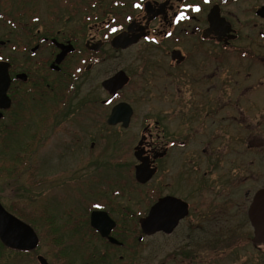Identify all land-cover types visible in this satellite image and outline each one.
Listing matches in <instances>:
<instances>
[{"label": "flooded vegetation", "instance_id": "flooded-vegetation-1", "mask_svg": "<svg viewBox=\"0 0 264 264\" xmlns=\"http://www.w3.org/2000/svg\"><path fill=\"white\" fill-rule=\"evenodd\" d=\"M239 2H244L243 5L248 7L252 0H209L208 3L204 0H17L19 7L13 9L14 17H6L4 22L13 29L19 28L20 33L26 36L28 43L19 52L26 56L25 62L34 60L33 68L40 71V75L36 77L29 67L20 70L22 64L18 65L13 58H0V63L8 64L10 80L6 91L8 103L0 101V123L5 119L8 121L9 118L12 121L2 132L6 136L16 133L15 141H20L23 135L27 136L30 126L25 120L28 119L31 103L36 95L42 103L41 119L33 127L27 140L21 141L20 145L22 157L28 160L29 152H39L44 148L47 139L60 134L56 130L64 122L63 119L64 123H68L67 118L71 115L72 125L80 119L74 116L76 108L69 104L67 97L72 96L74 91L77 93L75 84L83 75L91 72L95 65L94 59L98 62V51L105 43L115 52L140 44L150 45L154 50L165 49L162 58L151 63L154 73L157 72L151 82V90L157 94L161 89H166L163 99L152 100L149 116H145L139 124L138 138L125 139L118 135L112 143H107L109 151L113 155L118 154L117 159L110 162L108 160L109 167H124L126 164L122 157L128 151L136 163L133 168L134 180L136 168L142 163L147 165L151 174L146 183L135 182L144 186L151 181L158 193L160 190L168 191L164 195L157 193L146 214L138 219L137 225L141 233L138 241L142 240V236L171 235L181 222L192 215L203 218L201 208L206 210V200L200 197L207 194L215 204H218L217 199L221 201L222 206L214 210L215 212L221 211L227 205L244 211L247 230L242 244L252 253L251 264H264V81L261 80L255 86L248 84L246 81L253 75L252 71H260L248 69L245 74H241L234 68L239 60H246L250 62L249 65L255 60L253 55L245 52L240 53L241 57L237 56L238 48L234 44L240 42L241 36L237 27L228 19L231 14L229 9L238 6ZM136 4L141 7H135ZM196 6H199V12L194 10ZM263 7L264 4H261L251 11L260 22H264L263 15L259 14ZM17 8L19 11H16ZM79 8L102 13L107 11L105 19L95 20L93 23L96 24L95 29L106 30L107 33L96 42L92 36L84 41V50L91 61L85 65L83 74L80 70L74 72L66 68L70 58L81 53L77 47V39L67 37L56 28L62 11L70 12L71 18L75 19ZM41 10H44L45 16H41ZM115 12L130 14L124 18L120 16V20L115 21L112 17ZM180 12L186 18L178 21ZM128 17H132V20ZM23 20L29 21L21 27ZM210 20H214L212 28ZM40 28L43 30L39 31ZM112 29L117 31L113 32ZM121 35L131 45L126 48L112 47V41ZM7 43L8 40L5 43L0 42V46L4 47ZM69 45L73 47V51L68 52L60 64H56L57 57ZM227 61L232 69L224 73L226 70L223 71L222 66ZM140 69L144 73L145 67ZM119 73L125 75L123 81L127 82L118 90L104 88L103 84ZM130 81L131 77L119 70L100 83L101 90L107 96L100 104L106 109L110 108L104 120L105 133H99L103 141L109 140L110 129L128 131L135 119L136 109L120 99ZM60 83L67 85L64 91L61 90ZM21 92L24 94L22 97ZM122 105H127L131 111L128 124H110L109 118L113 109ZM62 114L63 118L60 117ZM17 120L19 121L16 122ZM65 131L66 134L72 133L70 130ZM5 135H1V138L7 141ZM71 139L79 141L82 137L74 134ZM125 141H132L131 147H127L129 142ZM94 146L95 142H90L89 147ZM252 155L260 156V161L256 165L250 160L245 167L247 172L244 176L241 174L239 179L237 158ZM227 158L229 179L221 180L223 160ZM20 165L15 166L10 162L5 165L2 162L0 179L7 174L11 177L8 185H11L12 173L17 174ZM182 189L185 190V195L179 196L177 193ZM241 194L243 200L239 202ZM192 196L200 199L193 202L189 198ZM167 197L187 204L188 214L170 234L158 231L144 236L140 219L160 199ZM20 201L22 200L18 197L14 200L10 190L8 192L0 188V264H68L62 250L53 252L51 261L39 251L41 239L37 234L35 217L29 215ZM93 205L91 204L89 210V227L98 234L90 225V216L93 212H104L115 223L110 233L113 238L116 222L103 206L96 208ZM98 236L100 237L99 234ZM100 239L109 243L107 239ZM116 241L118 244H109L122 247V243ZM232 247L237 252L238 243ZM51 248L56 249L54 246Z\"/></svg>", "mask_w": 264, "mask_h": 264}, {"label": "rangeland", "instance_id": "rangeland-1", "mask_svg": "<svg viewBox=\"0 0 264 264\" xmlns=\"http://www.w3.org/2000/svg\"><path fill=\"white\" fill-rule=\"evenodd\" d=\"M0 1L3 4L0 6V42L9 41L4 47L0 46V58L3 60L13 58L18 65L22 64L20 70L29 67L37 77L40 71L34 70V60L25 62L26 56L19 52L28 43L26 36L20 33L19 28L13 29L4 22L6 17H14L13 9L18 6L17 0ZM243 4L245 3L239 2L238 6L229 9L231 14L228 20L237 27L241 36L240 42L234 44L238 48L237 56L241 57L240 53L245 52L253 55L255 60L251 65L246 60H239L234 68H237L241 74H245L248 69L259 70L258 73L252 71L253 75L246 81L255 86L261 80L264 81V22L256 20L251 11L264 4V0H252L248 7ZM16 11L19 9L17 8ZM45 14L44 10H41V16ZM105 14L107 11L102 13L94 10L84 11L79 8L77 16L72 19L70 12L62 11L60 23L56 28L64 32L67 37L76 38L77 47L81 50L79 56L70 58L66 64V68L70 71L80 70L83 74L85 65L91 61L84 50V41L92 36L96 42L107 33L106 30L95 29L96 24H93L95 20L105 19ZM129 14L115 12L112 17L117 21L120 20V16L124 18ZM27 21L29 20H23L20 26L23 27ZM40 30L43 29L40 28ZM165 51L162 48L154 50L150 45L140 44L125 51L115 52L105 43L98 51L100 53L97 56L98 62L94 59L95 65L91 72L83 75L75 84L77 93L75 94L74 91L72 96L67 97L69 104L76 108L74 116L80 119L73 125L70 123L71 115L67 118L68 123H64L63 119L64 122L56 130L60 134L47 139L44 148L39 152L37 150L32 154L29 152L28 160L22 157L20 145L21 141L27 140L33 127L37 126L41 119L42 103L38 101L37 96L34 95L35 99L31 100L30 113L25 120L30 126L27 136L23 135L20 141H15L16 133L13 136H6L2 132L12 124L11 118L0 123V164L2 162L5 165L10 162L15 166L22 164L18 166L17 174L12 173V184L8 185L11 177L5 174L6 177L0 179V188L8 192L10 190L14 200L17 197L22 200L20 203L25 206V210L35 217L37 234L41 239L39 251L45 254L49 261L53 259V252L62 250L68 264L252 263L253 258L250 259L252 253L244 246L245 244H242L247 230L244 211L227 205L222 207L221 211L215 212L214 210L221 205V201L217 199L218 204H215L207 194L204 195L206 197H200L206 200V210L201 208L203 218L192 215L188 220L181 222L171 235L158 234L143 237L141 241H138L141 233L137 221L146 214L158 192L151 181L144 186L135 182L133 168L136 163L134 157L129 156L128 151L122 157L126 164L124 167H109L108 160L110 162L117 159L118 154L113 155L107 143H112L118 135H122L125 139L140 136L139 124L145 116H149L152 100H162V95L167 91L161 89L155 94L151 90V82L157 74V72L154 73L151 63L153 60L162 58ZM228 62L222 66V70H226L224 73L232 69ZM142 66L145 67L144 73L140 69ZM119 70H123L131 77L129 86L121 94L120 99L136 109L135 119L128 131L121 132L118 128L110 129L109 140L103 141L99 133H105L104 120L110 108L106 109L100 104L107 97L101 90L100 83ZM242 83L245 84V82ZM60 86L62 91L67 87L63 83L62 85L60 83ZM68 93L70 94L69 91ZM22 94V92L21 95L19 94L20 97ZM60 117L63 118L64 114ZM65 130H70L72 133L66 134ZM74 134L82 139L79 141L71 139ZM1 135H5L7 141L2 140ZM92 141L95 142L93 148L89 147ZM127 142L129 141H125ZM132 143L130 141L127 147H131ZM260 159L261 157L256 155L238 157L239 179L241 174L244 176L247 172L245 167L250 160L257 165ZM228 163L229 158L223 160L221 180L229 179ZM224 173H226L225 179ZM120 180L125 183L123 184ZM38 183L40 184L37 185ZM35 184L37 186H34ZM166 192L168 191L160 190L162 195ZM177 194L184 196L185 190L182 189ZM189 198L193 202L200 199L195 196ZM242 200L241 194L239 202ZM91 204L103 206L116 222L117 228L113 232V238L121 242L122 247L111 246L100 239L98 234L89 227ZM236 243H238V249L234 252L232 246ZM52 246L56 249L52 250Z\"/></svg>", "mask_w": 264, "mask_h": 264}, {"label": "water", "instance_id": "water-1", "mask_svg": "<svg viewBox=\"0 0 264 264\" xmlns=\"http://www.w3.org/2000/svg\"><path fill=\"white\" fill-rule=\"evenodd\" d=\"M259 14L264 17V7L260 9ZM211 18H213L211 16ZM214 20H210V26L213 27ZM228 26V25H227ZM114 48H126L131 45V42L126 40L124 36L116 37L112 43ZM73 51V47L69 45L66 51L61 52V54L56 59V64H60L64 56ZM6 63H0V101H5L8 103L6 97V91L9 87L10 80L7 73ZM125 75L119 73L112 79L106 81L103 86L104 88H113L114 90L120 89L127 81H123ZM8 105V104H7ZM131 116V111L127 105H122L113 109L112 114L109 118L110 124H115L117 122H122L124 126L128 124L129 118ZM151 177L150 172L147 169V165L141 164L136 168L135 180L140 183H146ZM188 214L187 204L175 199V198H163L158 201L157 204L153 205L148 214L140 219L139 223L141 226L142 233L146 236H150L155 232L162 231L166 234H170L178 222L183 219ZM90 225L100 237L107 239L111 244H118V242L110 236L111 231L115 227V223L108 217L104 212H93L90 216ZM27 228V227H26Z\"/></svg>", "mask_w": 264, "mask_h": 264}, {"label": "snow or ice", "instance_id": "snow-or-ice-1", "mask_svg": "<svg viewBox=\"0 0 264 264\" xmlns=\"http://www.w3.org/2000/svg\"><path fill=\"white\" fill-rule=\"evenodd\" d=\"M204 2H205V3H208L209 0H204ZM135 7L139 8V7H141V5L136 4ZM194 10L197 11V12H199V11H200L199 6H196V7L194 8ZM184 18H186V17L184 16V13H183V12H180L179 15L177 16V20H178V21H179L180 19H184ZM128 19L131 21V20H132V17H128ZM112 31L115 32V31H117V30H116V29H112ZM94 207H96V208H100L101 205H100V204H96V205H94Z\"/></svg>", "mask_w": 264, "mask_h": 264}]
</instances>
